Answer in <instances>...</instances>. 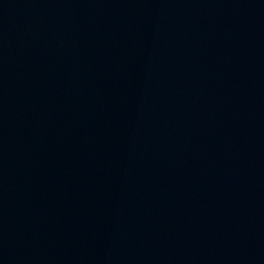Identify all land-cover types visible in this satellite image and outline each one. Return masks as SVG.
Returning <instances> with one entry per match:
<instances>
[{
    "label": "water",
    "instance_id": "1",
    "mask_svg": "<svg viewBox=\"0 0 264 264\" xmlns=\"http://www.w3.org/2000/svg\"><path fill=\"white\" fill-rule=\"evenodd\" d=\"M0 264H264V0H0Z\"/></svg>",
    "mask_w": 264,
    "mask_h": 264
}]
</instances>
